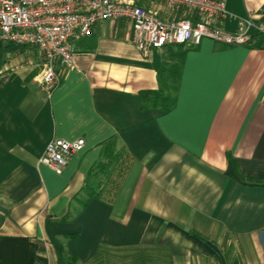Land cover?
I'll return each instance as SVG.
<instances>
[{
	"label": "crops",
	"instance_id": "1",
	"mask_svg": "<svg viewBox=\"0 0 264 264\" xmlns=\"http://www.w3.org/2000/svg\"><path fill=\"white\" fill-rule=\"evenodd\" d=\"M126 1L182 17L162 0ZM227 10L230 33L237 17L264 23V0ZM0 44V264H106L145 249L182 264H264V34L144 59L130 21H102L72 41L76 68L51 93L37 47ZM144 92L176 104L163 111ZM54 139L85 141L61 175L40 162ZM111 140L123 172L82 208Z\"/></svg>",
	"mask_w": 264,
	"mask_h": 264
},
{
	"label": "built area",
	"instance_id": "2",
	"mask_svg": "<svg viewBox=\"0 0 264 264\" xmlns=\"http://www.w3.org/2000/svg\"><path fill=\"white\" fill-rule=\"evenodd\" d=\"M182 12L167 22L154 11L126 0H0V42L37 47L43 55L41 85L50 92L59 84L61 69L76 68L73 40L89 36L96 23L126 19L133 42L144 59L168 46L198 47L204 39L225 45H246L251 31L264 34V23L254 17H237L235 32L220 25L231 13L227 0H162ZM85 146L84 140L51 141L40 162L61 175L70 158Z\"/></svg>",
	"mask_w": 264,
	"mask_h": 264
},
{
	"label": "trees",
	"instance_id": "3",
	"mask_svg": "<svg viewBox=\"0 0 264 264\" xmlns=\"http://www.w3.org/2000/svg\"><path fill=\"white\" fill-rule=\"evenodd\" d=\"M2 45V44H0ZM14 44H8L5 48L10 49ZM5 49V50H6ZM4 56V54H3ZM144 102L150 101L154 106L160 107L163 111H170L176 104V97L168 96L161 98L154 92H144L142 95ZM115 141L111 140L107 143L106 149H104V161L98 163V165L92 170V173L88 177L86 186L83 189V194L86 196L84 199L79 200V204L82 208H85L87 202L94 198H102L104 192L109 187L106 182L113 178V175L117 170H119V162L117 161L118 156L115 154ZM117 162V163H116ZM232 162L234 163L233 159ZM116 168V171H115ZM123 168V166H122ZM236 168L234 163V169ZM123 169L119 170L122 173ZM106 178V180L104 179ZM105 180V181H104ZM116 179L113 181V186H115ZM77 257L71 255L67 260L66 264H76Z\"/></svg>",
	"mask_w": 264,
	"mask_h": 264
},
{
	"label": "rangeland",
	"instance_id": "4",
	"mask_svg": "<svg viewBox=\"0 0 264 264\" xmlns=\"http://www.w3.org/2000/svg\"><path fill=\"white\" fill-rule=\"evenodd\" d=\"M126 258V257H125ZM119 256L118 253H112L106 259V264H182V259H174L169 256L167 250L163 249H145L132 255L126 259ZM97 264H104L103 260H98Z\"/></svg>",
	"mask_w": 264,
	"mask_h": 264
}]
</instances>
